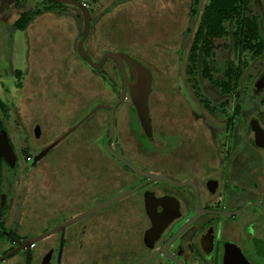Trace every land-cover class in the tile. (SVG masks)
I'll list each match as a JSON object with an SVG mask.
<instances>
[{
  "label": "flooded vegetation",
  "instance_id": "af4514ba",
  "mask_svg": "<svg viewBox=\"0 0 264 264\" xmlns=\"http://www.w3.org/2000/svg\"><path fill=\"white\" fill-rule=\"evenodd\" d=\"M75 1L83 7L42 0L35 9L19 11L14 22L0 24V133H7L13 149H0V264H264V64L258 65L264 63V0H246L243 14L219 23L226 35L212 38L206 30L198 37L211 0L202 6L183 77L172 92L185 99L158 102L154 112V76L127 54L150 73V132L142 126L119 63L111 56L102 60L117 52L103 49L98 32L105 10ZM202 1L188 0L189 12L197 14ZM50 2L77 7L83 19L76 11L51 10ZM24 3L0 0L6 11ZM84 9L90 13L86 33ZM52 15L60 38L71 33L60 53L67 48L68 58H60L53 77H69L75 91L72 79L82 67L81 72L93 73L86 78L96 90L110 98L84 120L105 112L96 147L78 144L48 158L97 107L52 142L41 143L33 101L37 96L48 101L49 73L35 64L30 45L24 66L15 62L12 48L16 30L28 31ZM240 34L248 35L247 47L239 45ZM227 37L230 43L220 47ZM82 38L88 59L79 51ZM37 50L45 54V47ZM221 50L229 53L220 64ZM73 61L78 67L71 68ZM124 67L131 80L126 60ZM39 85L41 91L32 90L31 96L28 88ZM249 89L261 95L259 101L244 100ZM40 167L52 177L42 185L32 182ZM38 236L43 237L29 246Z\"/></svg>",
  "mask_w": 264,
  "mask_h": 264
},
{
  "label": "rangeland",
  "instance_id": "374dc122",
  "mask_svg": "<svg viewBox=\"0 0 264 264\" xmlns=\"http://www.w3.org/2000/svg\"><path fill=\"white\" fill-rule=\"evenodd\" d=\"M25 1L27 4L24 3L22 7L16 4L10 6L9 11L4 10L3 5L0 4V24L3 22H14L20 13L19 11L29 10L31 8L35 9L36 4L42 0ZM80 1L87 2L89 7L92 6V8L97 11H100L101 8V10H105L101 13L103 18L98 29L100 37L103 40V49L129 54L141 61L150 70L152 76H154L155 90L151 96L153 112L155 104L158 102L162 101L167 103L170 100L185 99L184 97L181 98L178 92L172 93L174 90L173 87L176 84L175 80L179 78L180 75L183 77L184 57L187 52L186 48L199 22L202 6L208 0H203L201 5L195 7L198 11L197 14H192L191 11L189 12L188 0ZM50 3L51 10L55 12H61L65 15L71 11H76L81 15V19H83L81 11L75 6L60 5L54 2ZM66 8L67 10L64 11ZM98 14L99 12H96L97 18ZM92 15V22L94 24V13ZM54 21H56V19L53 15L45 16L38 21V25L32 27V29L28 31L16 30L14 32L12 48L13 55L15 56L14 58L16 59L15 62L19 66H24V59L30 45L32 59H34L35 64L46 69L49 73L47 80L49 86L48 101L46 102L45 96H37L33 101L35 107L34 113L35 116H37L35 122L41 124L42 127L43 136L41 141L43 142L41 143L43 144L52 142L63 132L70 129L93 107L103 103L105 101L104 97L110 98L107 92L96 90V87L93 86L94 84H91L86 78L89 76L94 77L92 75L93 73L81 72L82 67L74 77L72 73V81L76 86L75 91H72L70 84H68L69 77L62 76L58 78V80V76L53 77L56 75L53 71V67L61 62L60 58H62V56L68 58L65 55L68 53L67 48H64L62 54L60 53L64 40L66 37L69 38L71 36V33L68 32L64 39L60 38V34L53 24ZM41 23L43 24L40 25ZM81 25L80 32L83 29ZM229 43L230 39L227 37L219 41V46L222 47L224 44L227 45ZM44 47L45 54H40L37 49L42 50ZM98 50H100V48ZM228 53L229 51L223 50L219 52L220 64ZM58 54L59 57L56 58ZM38 57H40V59L37 61ZM76 62L77 61L71 62V68L75 66L78 67ZM261 64L263 65L264 63H258L259 66ZM60 67L64 69L63 66L60 65ZM71 68L69 67V70ZM38 79L39 78H36L35 80L37 81ZM53 79L61 85L57 84V86H55ZM54 87L59 89L60 92L56 91ZM64 88L70 90L68 94L64 91ZM28 89H31L30 95L34 97V93L38 90L41 91L42 87L39 85L34 86V89H32V87ZM32 90H34V93ZM72 92L74 95H72ZM243 96L245 101H259L261 98V95H252L251 89L247 90ZM45 109H48L47 116L44 114ZM104 116V110H99L90 116L75 131L56 145L53 150H51L48 158L57 155L62 150L71 149L78 144H81V147L85 149L96 147L99 142V137L104 130L103 128L105 125L102 126L99 124H102ZM46 122L50 124L49 127L46 125ZM48 180H52V177H46L41 167L35 170L33 181L31 178L33 183H42ZM41 183L39 185H42ZM36 230H40V228L37 227ZM12 261L13 260H7L2 264H11Z\"/></svg>",
  "mask_w": 264,
  "mask_h": 264
},
{
  "label": "water",
  "instance_id": "95a60500",
  "mask_svg": "<svg viewBox=\"0 0 264 264\" xmlns=\"http://www.w3.org/2000/svg\"><path fill=\"white\" fill-rule=\"evenodd\" d=\"M58 1H61L64 3L77 4L81 7H83L82 4H80L78 1H75V0H58ZM84 12H85V22H86V30H85V33H86L88 26H89V22H90V13L88 10H85V9H84ZM82 40H83V38L79 42V51L81 52V54L83 56H85L88 59L87 54L85 53V51L82 48ZM106 56L113 57L119 63V65L121 67V71H122L124 79H125V87H127V85H129V87H130L132 100L134 101V103L137 107L138 115H139V118L141 120L142 126L146 129V131L150 132V130H151V118H150V112H149L148 99H149V94L151 92L152 84H151V77H150V73H149L148 69L145 66L141 65L139 62H137L135 59L131 58L129 55L124 54V53L108 52L105 54V56L103 57L102 60H104L106 58ZM102 60H101V62H102ZM124 60H126L129 63V65L132 69V79L131 80L127 79V74H126V70L124 67ZM100 63L94 64V65L99 66ZM101 107H105V106L99 105L96 108H94L91 113H89L78 124H76L74 127H72L71 130H69L64 136H66L67 134L74 131L81 123L84 122V120L90 114H92L93 112H95L96 110H98ZM58 141L59 140L55 141L52 145H50V147L48 149H50L54 145H56L58 143ZM0 149H7V150H11V151L13 150L12 146L9 144L7 133L4 130L0 133ZM44 153H46V151ZM42 237L43 236H38V237L32 239L29 242V246L31 245V243L41 239ZM3 258L4 257L0 258V260Z\"/></svg>",
  "mask_w": 264,
  "mask_h": 264
},
{
  "label": "trees",
  "instance_id": "16d2710c",
  "mask_svg": "<svg viewBox=\"0 0 264 264\" xmlns=\"http://www.w3.org/2000/svg\"><path fill=\"white\" fill-rule=\"evenodd\" d=\"M246 3V0H211L206 8L198 37L204 36V30H206L205 36H210V38L226 35V27L219 23L231 19L235 14H243V7H245ZM244 22L243 19L242 25L239 26L242 32H244ZM245 37L240 34L239 45L242 47H247V43L250 41L249 39L247 40L248 35H245Z\"/></svg>",
  "mask_w": 264,
  "mask_h": 264
}]
</instances>
